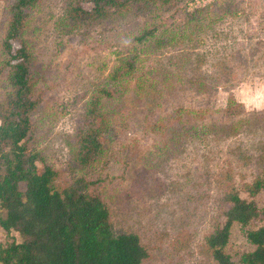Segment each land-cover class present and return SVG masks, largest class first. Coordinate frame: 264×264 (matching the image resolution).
Masks as SVG:
<instances>
[{
  "label": "rangeland",
  "instance_id": "1",
  "mask_svg": "<svg viewBox=\"0 0 264 264\" xmlns=\"http://www.w3.org/2000/svg\"><path fill=\"white\" fill-rule=\"evenodd\" d=\"M12 1L0 0V40L8 18L6 5ZM85 1L42 0L29 20L26 39L36 63L34 92L39 105L33 114V125L38 147L58 171V185L63 187L75 177L88 175L105 187L115 230L140 236L149 254L144 264H216L204 246L221 213L220 187L215 177L222 171H232L241 188L252 179L254 167L240 162L239 151L246 150L251 155L264 152V61L253 63L254 67L250 63L246 68L238 64L232 88L219 87L203 93L186 82L198 74L194 71L195 64L180 69L169 63L185 49H193L188 36L181 31L183 24L181 30L174 29L180 35L176 47L167 46L151 53L153 49L146 45L143 51L150 55L146 56L149 60L144 67L167 65L182 81L173 77L167 85L159 87V93L152 94L156 97L153 99L141 98L135 91L113 99L106 106L111 115L104 152L95 165L85 167L77 159L78 137L91 96L106 84L116 64L117 51L125 53L128 49L116 46L118 37L136 35L149 19L134 11L126 16L86 21L77 28L61 24L71 2H82L85 7ZM236 1L245 2L246 16L223 18L221 0H173L158 13L161 21L174 28V24L186 22L188 13L217 2L213 9L217 13L215 21L205 17L206 14L199 16L200 25H204L200 31L204 40L201 51L209 49L211 53L199 51L205 58L201 69L211 74L215 62L210 56L231 51L233 41L247 48V52L254 47L264 50L263 1ZM165 29L159 32L162 38L169 34L163 33ZM247 37L246 42L251 44L242 41ZM140 57L144 58L143 53ZM236 61L241 63L242 58H235L233 63ZM142 73L140 70L136 75ZM150 77L154 78V73ZM5 94V86L0 84V102ZM228 104L241 105L242 115L250 118L243 123L241 133L230 139L208 137L197 141L189 137L181 144L172 136L174 128L159 124L180 108L186 110L184 122L176 125L184 126V130L221 123L226 119L223 111ZM201 110L209 112L198 121L196 112ZM256 201L264 207V195ZM0 216H5L1 208ZM12 239L21 241L18 233L12 231L7 237L0 227V244ZM253 249L245 230L236 224L227 249L233 261Z\"/></svg>",
  "mask_w": 264,
  "mask_h": 264
},
{
  "label": "trees",
  "instance_id": "2",
  "mask_svg": "<svg viewBox=\"0 0 264 264\" xmlns=\"http://www.w3.org/2000/svg\"><path fill=\"white\" fill-rule=\"evenodd\" d=\"M41 1L13 0L8 3L5 33L0 40V84H4L6 89L0 102V208L5 213V216H0V227L7 237L12 231L21 237L20 242L12 239L0 244V264H144L149 254L140 236L115 230L111 209L105 200V187L88 175L75 177L63 187L58 185V171L38 147L33 125V114L39 105L34 92L36 63L26 37L29 20ZM171 1L86 0L85 7L82 2H71L66 8L61 24L74 28L86 21L103 20L111 15L126 16L134 11L149 17L136 35L121 34L118 37L116 46L122 48L123 45L128 49L125 53L117 51V61L106 84L91 96L78 137L77 159L81 165H95L104 152L111 115L106 106L113 99L134 91L141 98H156L153 95L159 93V87L167 85L175 77L167 65L154 67L149 64L146 69L144 63L149 60L146 56L150 53L145 54L143 49L149 45L153 53L163 47H176L180 35L174 29L181 30L182 24L181 31L185 37L188 36L193 49H185L181 56H176L177 59L169 63L180 69L195 64L194 71L198 74L186 81L190 88L193 86L203 93L219 87L230 89L237 79L238 64L246 68L250 63L254 67L253 63L264 61L263 48L260 51L254 47L247 52V48L233 41L229 46L231 51L210 56L215 62L211 65L212 73L203 72L201 68L205 58L199 51L204 44L200 36L204 25H200L199 16L206 14L205 17L215 21L217 13L213 9L217 2L197 9L198 13H188L185 23L174 24V28H170L166 21H161L158 12ZM222 1L223 18L248 14L245 2ZM148 11L150 13H146ZM164 27L167 29L163 33L169 34L162 38L159 32ZM187 30L190 31L187 33ZM246 40L249 37L242 39L243 42ZM246 43L251 44V41ZM204 51L206 55L211 54L209 49ZM142 53L143 59L140 57ZM238 57L242 62L233 63ZM140 70L143 73L137 76ZM245 71L248 72L247 69ZM151 73H154V78L150 77ZM176 77L178 82L182 81L181 76ZM241 108L239 104H228L223 111L224 121L196 127L194 131L176 125L184 122L186 110L183 108L175 115L163 118L159 124L174 128L172 136L181 144L189 137L197 141L208 137L213 140L230 139L239 135L243 123L250 120L246 114L242 115ZM207 112L209 110L196 112L198 121L203 120ZM238 158L254 167V175L241 188L237 186L232 171L225 170L216 175L221 213L212 232L205 238L204 246L216 264H264V207L256 201L257 197L264 195V152L251 155L246 150L245 153L239 151ZM236 224L245 230L248 242L254 247L237 262L227 250ZM254 224L261 225L253 228Z\"/></svg>",
  "mask_w": 264,
  "mask_h": 264
}]
</instances>
